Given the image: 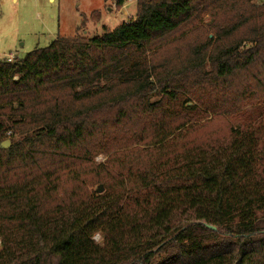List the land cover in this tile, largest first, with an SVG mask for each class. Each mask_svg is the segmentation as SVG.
<instances>
[{
  "label": "trees",
  "instance_id": "16d2710c",
  "mask_svg": "<svg viewBox=\"0 0 264 264\" xmlns=\"http://www.w3.org/2000/svg\"><path fill=\"white\" fill-rule=\"evenodd\" d=\"M135 2L0 60V264H264V0Z\"/></svg>",
  "mask_w": 264,
  "mask_h": 264
},
{
  "label": "rangeland",
  "instance_id": "374dc122",
  "mask_svg": "<svg viewBox=\"0 0 264 264\" xmlns=\"http://www.w3.org/2000/svg\"><path fill=\"white\" fill-rule=\"evenodd\" d=\"M135 1L127 0L124 12L117 0H0V60L22 58L59 36L93 37L105 28L114 30L136 15ZM96 11L101 13L99 20L93 17ZM108 157L101 152L94 161L99 164ZM94 239L101 242L102 236L96 234Z\"/></svg>",
  "mask_w": 264,
  "mask_h": 264
},
{
  "label": "water",
  "instance_id": "95a60500",
  "mask_svg": "<svg viewBox=\"0 0 264 264\" xmlns=\"http://www.w3.org/2000/svg\"><path fill=\"white\" fill-rule=\"evenodd\" d=\"M10 144H11V140H6V141H4L3 142V144H2V146L4 147V148H7V147H9L10 146ZM97 192L98 193H103L104 192V186L103 185H101L98 189H97ZM210 228H212V229H216V227L215 226H212V225H208Z\"/></svg>",
  "mask_w": 264,
  "mask_h": 264
},
{
  "label": "built area",
  "instance_id": "2783aa9c",
  "mask_svg": "<svg viewBox=\"0 0 264 264\" xmlns=\"http://www.w3.org/2000/svg\"><path fill=\"white\" fill-rule=\"evenodd\" d=\"M9 61H12V60H14V58L11 56V57H9V58H7Z\"/></svg>",
  "mask_w": 264,
  "mask_h": 264
},
{
  "label": "crops",
  "instance_id": "0c3cea01",
  "mask_svg": "<svg viewBox=\"0 0 264 264\" xmlns=\"http://www.w3.org/2000/svg\"><path fill=\"white\" fill-rule=\"evenodd\" d=\"M122 10H124V12H126V5L123 6Z\"/></svg>",
  "mask_w": 264,
  "mask_h": 264
}]
</instances>
